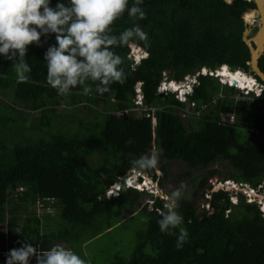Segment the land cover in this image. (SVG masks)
<instances>
[{
    "label": "trees",
    "instance_id": "1",
    "mask_svg": "<svg viewBox=\"0 0 264 264\" xmlns=\"http://www.w3.org/2000/svg\"><path fill=\"white\" fill-rule=\"evenodd\" d=\"M143 8L145 20L133 21L125 12L111 27L118 33L139 23L149 34L148 55L132 64L130 49L117 48L127 77L104 95L86 96L77 86L59 96L47 85L43 52L54 45L53 36L41 37L42 47L28 46L27 81L18 82L10 62L0 59V264L25 240L41 251L57 243L74 250L137 216L143 228L131 252L108 264H264V214L240 193L235 203L224 191L211 193L210 211H201L198 197L206 187L199 180L201 193L180 200L189 238L177 250L175 237L162 234L156 223L163 206L159 196L124 185L133 156L159 151L157 167L145 175L165 193L168 181L178 183L194 172L207 178L221 172L228 181L264 191V89L237 101L235 94L243 93L210 75L226 66L264 88L248 66L242 41V15L251 22L255 5L144 0ZM259 67L264 73V55ZM203 69L207 73L195 77L184 102L171 92L158 94L164 78L182 82ZM137 83L140 105L134 101ZM186 104L191 114L185 127ZM77 107L86 114L79 115ZM94 109L95 121L89 119ZM130 138L133 143L126 144ZM173 162L183 167L179 175L170 168ZM216 163L223 164L220 172L210 168ZM113 185L119 186L116 196L108 198Z\"/></svg>",
    "mask_w": 264,
    "mask_h": 264
},
{
    "label": "clouds",
    "instance_id": "2",
    "mask_svg": "<svg viewBox=\"0 0 264 264\" xmlns=\"http://www.w3.org/2000/svg\"><path fill=\"white\" fill-rule=\"evenodd\" d=\"M143 4L144 0H131V4L130 0H67V2L56 0L55 4L52 0H0V59L10 62L18 82L27 81L28 74L32 71L25 59L28 46L42 47L41 37L53 36L54 45L48 46L43 52L47 85L59 96L69 94L77 86L82 87V92L86 96L93 92L104 95L111 91L112 84H122L127 77L124 56L116 51L117 48L134 51L129 57L132 64H138L144 59L143 56L146 58L148 55L149 34L139 23H133L131 27L118 33H114L111 27L125 12L133 21L145 20ZM46 42L47 39L44 43ZM217 71L218 69L215 72ZM202 72L207 73L205 69ZM215 72L210 75L222 79ZM249 77L253 85L248 89L225 83L241 93L247 90L254 94L261 85ZM140 85L137 83L135 86L134 101L142 100ZM177 88L178 90L174 91L175 98L181 101L179 99L181 88L180 86ZM168 90L170 89L164 91ZM184 94L190 93H182L184 100L181 102L186 100ZM125 143L132 144L133 140L130 138ZM159 156V151L133 156L129 161L132 172L124 179L125 187L148 193L147 185L152 188L156 182L145 174L157 167ZM135 176H140L144 181ZM211 178L213 177H208L207 185ZM183 187L181 184L179 188L165 193L157 186L155 188L160 192L158 195L152 194L159 196L163 201L159 219L156 221L159 231L175 237L177 250L183 248L189 238V232L183 226V216L178 210ZM114 188L118 189L119 186L113 185L106 190L108 198L115 193ZM205 190H208L207 186ZM219 190L236 199L235 194L232 195L224 187ZM261 191L263 192V189ZM262 192L259 191L258 195L263 196ZM253 203L264 214L260 203L256 201ZM33 261L34 264H88L67 244L57 243L41 251L28 240L21 243L18 248L10 249L5 255L4 264H33Z\"/></svg>",
    "mask_w": 264,
    "mask_h": 264
},
{
    "label": "rangeland",
    "instance_id": "3",
    "mask_svg": "<svg viewBox=\"0 0 264 264\" xmlns=\"http://www.w3.org/2000/svg\"><path fill=\"white\" fill-rule=\"evenodd\" d=\"M249 23H250V28L251 29H253L254 27H257V25L259 23L258 16L253 15V18L251 19V22H249ZM133 52L134 51L131 49V51H130L131 55H133ZM143 57L145 58V56H143ZM198 74L203 75L205 73L201 71V72L196 73L194 75L187 76L180 83L179 82H176L175 83L174 81L166 80L164 78L162 80V83H164V84H162V83H161L162 85L160 84L161 87L158 90V94L159 93L160 94H164V93H168V92L174 93L175 89L171 90L168 87V85H170V84H167V83H174L176 85V87H179L180 86L181 91H179V99L181 97L180 100L183 101L184 98L181 95L182 94V91H183V93H190L191 94V92H192V86L191 85L197 83L195 77ZM244 74L249 77L248 74H246V73H244ZM218 81L222 85L223 84L227 85L225 83V81H223V80H221L219 78H218ZM233 88H235V87H233ZM165 89H170V90H168L167 92H165L164 91ZM136 91H137V89H136ZM235 97L237 98V94H235ZM185 107H186L185 108L186 109V114H185L186 116L183 119V124L186 127V126H188L187 125V122H188V119H189L187 116H190L191 112H190L189 109H187L188 108V105L187 104H186ZM18 108H20V107H18ZM17 110L19 112H21L20 109H17ZM57 110H58V112H61V113L64 112L63 106L62 107H59ZM92 111H93V114L94 115L90 116L89 119L95 121V118H94V116H95V113H94L95 112V109L92 110ZM96 111H99V110H96ZM133 111L137 112L136 109H134ZM77 113L79 115H85L86 114V112L84 111V109H82L81 107H77ZM228 120L231 121L232 120V117L229 118ZM222 167H223V164H217L216 163V165H213L210 168L212 170H215L217 172H220V170L223 169ZM170 168L173 171V174L174 175H179L180 173L183 172V167L178 162L170 163ZM217 176H218V179H219L220 182H223V181L225 182L226 181V179L224 178L225 175H222L221 172L219 174H217ZM135 177L137 179H141L142 181H144L143 178H140V176H138V177L135 176ZM199 180H201V182L205 185V187L207 186V180H208V178L205 177V176H203V173L202 172H196V173L194 172V173H191L186 179H184V180H182V181H180L178 183H174L173 181H168L166 183V190L168 191V193H170L171 191L179 188L181 186V184H182L184 186L183 189H182V192H183V196L182 197H184V199L185 198H189L195 192L198 193V194L201 193V188L198 187V185H197L199 183ZM221 180H223V181H221ZM147 187H148V191L147 192L149 194H155L156 193L158 195V193L160 192V191H157V188H154V187H157V184L155 185L153 183V185L151 186L152 188H150V186H148V185H147ZM117 190H118L117 188H114V192L115 193L112 194V195H110V197L116 196ZM243 190L247 191L246 189H243ZM202 192H203V189H202ZM206 193H207V191L204 190L203 196H199L198 197L199 200H200L199 206L201 208V211L204 210V211H208L209 212L210 211V208L208 206L207 199L209 198V194L210 193H207V194ZM262 194L264 195V191L262 192ZM262 199H264V197L260 196L259 199L256 200V202L257 203H263ZM230 200H231V202H234L235 203V198H232ZM128 218H130V217H128ZM142 222H143V220L139 216L135 217L134 220H130V221H125L124 220V222L122 224L116 226L114 229H112V231L110 233H107L106 235L101 234L98 237H95L93 239H90L87 242L85 241L84 243L78 242L79 240L78 241H75L76 243H81V244H79L78 247H74V251L78 255H80L83 259H85L88 262V264H108L112 260V258L115 255H117V254L118 255L127 256L131 252V250L133 248L134 240H135V233L139 229H142L143 228V223Z\"/></svg>",
    "mask_w": 264,
    "mask_h": 264
},
{
    "label": "water",
    "instance_id": "4",
    "mask_svg": "<svg viewBox=\"0 0 264 264\" xmlns=\"http://www.w3.org/2000/svg\"><path fill=\"white\" fill-rule=\"evenodd\" d=\"M233 0H223L227 6L232 5ZM247 4L254 3V15L258 16L259 23L257 25V30L255 33H252L250 28V23L244 19V14L242 15V20L246 26L242 32V41L247 46L250 59L248 66L250 67L251 72L255 77H257L261 82L264 83V73L260 70L259 60L264 55V0H245ZM248 6V5H247ZM219 68L218 70H220ZM218 72V71H217ZM234 73V71H231ZM215 74H217L215 72ZM232 86L236 85L234 80L231 84Z\"/></svg>",
    "mask_w": 264,
    "mask_h": 264
},
{
    "label": "built area",
    "instance_id": "5",
    "mask_svg": "<svg viewBox=\"0 0 264 264\" xmlns=\"http://www.w3.org/2000/svg\"><path fill=\"white\" fill-rule=\"evenodd\" d=\"M263 91V87L260 86L255 92H254V96L255 97H258ZM243 95H237V98L236 100L239 101V100H247L248 98H246V96L249 95V91L245 90V91H242ZM141 104V101L140 100H136L135 101V105H140ZM139 108L137 107L136 110H138ZM220 181L218 180V177H213L211 179H209L208 181V185H207V193H211L213 191H217L219 189H222L223 187L229 191L230 193H232V195L234 194H237V193H240L241 195H243V197L245 198V201L248 202V203H253L255 202L256 200L259 199V190L262 189V186H258L256 189L252 188V187H248L247 185H242V184H239V183H230V182H227L225 181L224 183L220 184L219 183ZM218 184V185H217ZM227 187V188H226ZM243 189H246L247 191L243 190ZM206 193V194H207ZM233 196H231L229 194V199H232ZM264 197V195L262 196ZM263 203H260V207L261 209L264 207V199H262ZM264 210V208L262 209Z\"/></svg>",
    "mask_w": 264,
    "mask_h": 264
},
{
    "label": "bare ground",
    "instance_id": "6",
    "mask_svg": "<svg viewBox=\"0 0 264 264\" xmlns=\"http://www.w3.org/2000/svg\"><path fill=\"white\" fill-rule=\"evenodd\" d=\"M254 12L252 15H248L251 18H253ZM215 72V71H214ZM217 75L220 76L225 82H228L230 85L232 84V82L235 80L236 81V85L237 87H241V88H251V85L253 84L251 78H249L247 75H245L244 73H242L241 71H235L234 73L230 72L228 70V68L226 66H223L220 70H218ZM202 76V75H201ZM251 76V75H250ZM215 78V77H214ZM254 78V77H253ZM217 79V78H216ZM256 80V79H255ZM197 81V80H196ZM180 83V82H179ZM195 85V84H194ZM167 86V85H166ZM178 86V85H177ZM192 86V85H191ZM168 87L173 90V89H177L176 85L174 83H171L170 85H168ZM190 87V86H189ZM158 89V88H157ZM264 89V88H263ZM189 91V90H188ZM183 93V91H182ZM160 94V93H159ZM170 94V93H169ZM186 95V94H185ZM242 96V95H241ZM176 97V96H175ZM181 99V97H180ZM247 101V100H246ZM153 110V109H152ZM151 111V110H150ZM149 113V112H147ZM152 113V112H151ZM150 114V113H149ZM154 115V114H153ZM153 123V122H152ZM148 188V187H147ZM155 188V187H154ZM135 190V189H134ZM137 191V190H136Z\"/></svg>",
    "mask_w": 264,
    "mask_h": 264
}]
</instances>
